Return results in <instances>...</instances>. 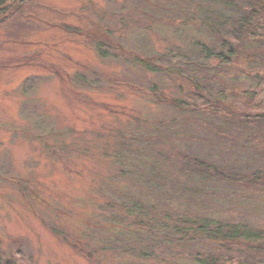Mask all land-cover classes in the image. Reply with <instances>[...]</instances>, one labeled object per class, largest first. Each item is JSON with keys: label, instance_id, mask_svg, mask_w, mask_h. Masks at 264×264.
<instances>
[{"label": "rangeland", "instance_id": "obj_1", "mask_svg": "<svg viewBox=\"0 0 264 264\" xmlns=\"http://www.w3.org/2000/svg\"><path fill=\"white\" fill-rule=\"evenodd\" d=\"M184 4L190 9V0H25L18 16H0L1 264H192L167 241L153 256L128 255L122 218L105 209L127 193L112 158L121 134L158 123L152 140L169 157L200 121L146 102L189 97L190 70L176 48L190 52V37H202L164 22ZM131 49L166 69L144 71ZM100 84L111 90L93 88Z\"/></svg>", "mask_w": 264, "mask_h": 264}, {"label": "trees", "instance_id": "obj_2", "mask_svg": "<svg viewBox=\"0 0 264 264\" xmlns=\"http://www.w3.org/2000/svg\"><path fill=\"white\" fill-rule=\"evenodd\" d=\"M204 1L207 5L190 0V9L179 5L176 20H164L202 37H190V52L176 48L179 61L190 70L187 101L146 97L150 104L190 112L200 121L190 128V140L177 143L180 148L169 157L152 140V129L161 131L158 123L147 124L151 131L140 136L121 134L112 158L121 163L118 174L128 184L127 193L117 202L110 199L105 209L118 222L122 218L123 228H118L126 236L117 234L130 241L125 243L128 255L153 256L166 243L165 248L171 245L192 264H264V0ZM12 2L0 0V16L6 20L18 16L25 0L19 6ZM128 55L148 73L164 71L165 64L153 57L143 59L132 49ZM115 56L127 62L125 56ZM133 56L142 60L136 63ZM104 85L93 88L111 87Z\"/></svg>", "mask_w": 264, "mask_h": 264}]
</instances>
